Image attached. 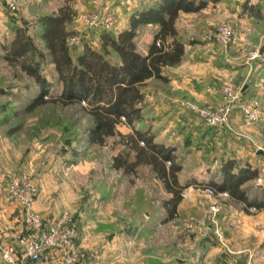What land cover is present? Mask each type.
<instances>
[{
	"label": "rangeland",
	"instance_id": "374dc122",
	"mask_svg": "<svg viewBox=\"0 0 264 264\" xmlns=\"http://www.w3.org/2000/svg\"><path fill=\"white\" fill-rule=\"evenodd\" d=\"M156 1L73 0L76 15L69 24L73 30L69 38L74 39L70 44L72 53L75 56L85 43L98 47L103 30L118 33L128 23L131 11ZM220 1L219 8L206 9L204 6L200 13L179 17L185 40L197 43V47L207 41L210 49L225 52L239 61L247 60L252 52L261 49L262 54L249 59L248 64L254 62V67H264V0H254L255 3L251 0ZM0 3L13 15L24 13L26 23L15 24L25 28L32 40L31 50L24 58L41 61L45 75L52 82L51 92L57 94L62 83L36 31L37 22L55 12L63 0H22L16 11L9 10L4 0ZM246 9L249 13H245ZM95 11L112 14L114 25L106 28L88 23L86 17ZM225 24L238 31L230 48L223 46L215 35ZM153 30L150 25L140 28L139 50H146ZM5 35H0V147L4 143L12 151L10 158L17 157V160H14L12 175L0 170V187L5 190L3 187L11 177L25 171L38 191L33 207L42 219L53 221L69 213L77 225L75 246L81 254L78 264L84 261L99 264H264V209L252 206L246 210L244 204L233 200L227 191L213 195L206 191L209 187L206 177L210 179L218 172L223 152L236 155L233 153L236 151L235 157L241 158L248 149L254 157L264 154V139L252 136L244 127L259 122L263 115L264 96L247 95L245 87V83L257 80V75L254 80L245 79V75L229 63V70L217 74L216 86L220 93L216 98H172L184 111L179 115V126H174L170 141L176 145V153L183 164L179 178L189 186L182 193L178 214L167 218L163 202L169 193L150 165L141 164L134 172H124L113 166L116 155L127 161L134 157L132 148L122 143L119 135L107 138L104 144L90 142L87 130L91 120L79 105L49 102L28 109L38 92L37 85L19 64H10L4 58L2 45L8 46L11 41V36ZM245 42L248 47L240 48ZM258 80L263 90L264 76ZM166 86L167 83L155 78L142 86L145 119L139 123V126L150 124L157 131V138L162 140ZM229 86L238 93V100L227 122L209 124L191 108L211 110L217 116L224 113L220 107L222 91ZM246 101L254 104L252 109L258 116L255 122H247L243 115L240 107ZM237 114H241V124L240 118L236 120ZM120 130L125 132L128 128L122 126ZM263 166L264 163L258 168L257 178L249 182L250 194L260 199L264 198V193L257 187L264 185ZM40 197V204L46 209H37L35 203ZM22 217L20 227L24 225L23 212Z\"/></svg>",
	"mask_w": 264,
	"mask_h": 264
},
{
	"label": "trees",
	"instance_id": "16d2710c",
	"mask_svg": "<svg viewBox=\"0 0 264 264\" xmlns=\"http://www.w3.org/2000/svg\"><path fill=\"white\" fill-rule=\"evenodd\" d=\"M73 0H63L57 10L37 23V37L47 50L62 89L51 92L52 82L44 73L41 61L24 58L31 50L32 40L26 29L18 27L9 45H2L4 58L17 63L33 77L38 92L28 106L32 110L49 102L63 106L79 105L90 117L87 130L92 143L104 144L107 138L119 135L121 142L134 151L132 160L113 158V166L124 172H134L141 164L150 165L162 181L169 197L163 205L167 218L178 214L183 191L179 173L183 164L176 147L157 138L150 124L139 126L145 119L142 86L152 78L169 81L167 67L180 63L185 55V42L179 34L177 20L180 12H195L209 1L219 0H157L154 4L131 11L129 23L118 33L103 30L99 46L85 43L74 56L68 38L73 33L69 24L76 15ZM145 25L153 27L152 40L145 51L139 50L137 36ZM126 126L122 132L120 127ZM221 177L208 179L216 192L227 191L229 196L244 204L264 209V198L251 195L249 182L258 176V168L250 163H238L235 158L222 159ZM264 193V185L257 187ZM258 191V192H259Z\"/></svg>",
	"mask_w": 264,
	"mask_h": 264
},
{
	"label": "crops",
	"instance_id": "0c3cea01",
	"mask_svg": "<svg viewBox=\"0 0 264 264\" xmlns=\"http://www.w3.org/2000/svg\"><path fill=\"white\" fill-rule=\"evenodd\" d=\"M252 3H255L254 0H251ZM221 1H210L206 5V9H215L221 6ZM61 5V4H60ZM57 10V9H56ZM201 11V10H200ZM199 12H180V18L184 14L189 13H200ZM245 13H249V9L245 10ZM22 11L18 15H13L9 13L5 8L2 7L0 3V35L6 34L5 36H11L9 39L11 40L15 35V28H18L15 24L19 23H26V17L23 15ZM247 15V14H246ZM24 20V21H23ZM38 23V22H37ZM129 23V20H128ZM124 24L123 28L128 25ZM177 27L179 30L180 36L183 38L185 42V55L182 59L181 63H178L173 66H168L167 74L169 76V81L166 82L167 86L164 89V142L166 144H171L176 147V145L171 142L172 140V130L175 128L174 126H179V115L184 109H182L177 103L174 102V96L179 97H189V98H197L206 100L207 97H215L219 95L220 91L216 83L218 82L217 74L221 72V70L228 69L229 70V63L237 67L236 71L238 73L245 75V79H253L255 75H257V80L253 81L252 83H245L247 95L250 94H259L262 97L264 96V89L262 90L259 84V77L264 76V67H260L256 65L254 67V62L248 64L247 60H234L231 56L229 57L228 54L222 51L218 52L217 50L210 49L207 47V41L201 46L197 47V43H193L191 40H185L184 36L182 35L181 26L179 24V18L177 20ZM253 31V28H252ZM253 31L252 33H254ZM257 32V31H256ZM250 43V42H249ZM244 47H248V44L241 43L240 48L244 49ZM225 60H222L224 59ZM220 61V62H219ZM255 61V60H254ZM186 64V65H183ZM220 67H218V66ZM185 68V69H184ZM188 70V71H187ZM193 70V71H192ZM212 72H211V71ZM223 71V72H224ZM218 85V84H217ZM165 88V87H164ZM245 91V92H246ZM264 99V98H263ZM264 101V100H263ZM156 111V109H152ZM185 116V115H184ZM186 118V117H185ZM237 118L242 120L241 114L236 115ZM191 120V119H190ZM242 121L240 122V124ZM191 121H189V126L194 128ZM249 130V134L252 136H257L258 138L264 139V109L263 115L259 122L250 125L244 126ZM234 150V149H233ZM229 151L223 152L221 157L222 159L227 158H234L237 155L236 151H233L234 154L230 153ZM12 153L11 149H8L4 143L0 147V170L6 174H13V169L15 168L16 158H10V154ZM17 155L16 153H14ZM241 157L237 158L236 161L238 163H250L254 167L259 168L261 164L264 163V154H259L257 157L251 155V150L248 149L247 153H243ZM239 158H241L239 160ZM9 159V160H8ZM15 160V162H14ZM222 165V164H221ZM216 174H212L211 177L219 178L221 177L222 173V166L217 170ZM10 175V176H11ZM210 177V178H211ZM207 180L209 177H206ZM6 183V181H5ZM6 184H3V186ZM5 187V186H4ZM3 187V188H4ZM42 198L40 197L36 201L37 209L40 210L46 209V206H41L40 202ZM43 208V209H42ZM23 217L21 206L16 202H8L5 199V191L0 187V240L6 241L7 239H13L15 237V233L17 229L22 224ZM63 257V251L61 250H53L52 251V264H61V260ZM83 264H99V262H86L84 261Z\"/></svg>",
	"mask_w": 264,
	"mask_h": 264
},
{
	"label": "built area",
	"instance_id": "2783aa9c",
	"mask_svg": "<svg viewBox=\"0 0 264 264\" xmlns=\"http://www.w3.org/2000/svg\"><path fill=\"white\" fill-rule=\"evenodd\" d=\"M4 2L11 11H16L22 5V0H4ZM86 19L90 24H100L106 28L112 27L115 23L112 14L98 11L90 13ZM215 35L223 46L230 48L238 36V31L232 25L225 24ZM73 40L72 37L69 38V44H72ZM260 50L256 49L252 52L247 62L249 59L260 56L263 52ZM222 99L223 103L220 107L225 112L218 116L211 110L195 106L191 108L197 110L209 124L227 122L232 117V109L237 105L238 93L231 86L225 87L222 91ZM253 105L247 101L241 104L240 108L247 122H255L258 119L252 109ZM262 170L264 171V166ZM259 181L262 182L263 179L259 177ZM31 182L27 173L23 171L11 177L7 186L4 187L5 199L8 202L18 203L25 219L24 225L16 231L15 240H0V264H52V251L56 249L63 251L61 264H78L81 254L75 246L78 236L76 223L70 219L67 212L53 221L42 219L33 207L38 191ZM206 191L209 195L217 193L210 186L206 188ZM252 208L255 209V207Z\"/></svg>",
	"mask_w": 264,
	"mask_h": 264
}]
</instances>
